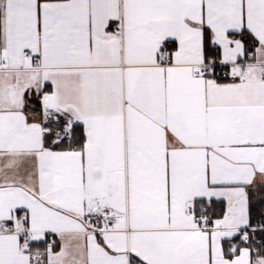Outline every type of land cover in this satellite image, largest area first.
<instances>
[{
  "label": "snow or ice",
  "instance_id": "obj_1",
  "mask_svg": "<svg viewBox=\"0 0 264 264\" xmlns=\"http://www.w3.org/2000/svg\"><path fill=\"white\" fill-rule=\"evenodd\" d=\"M0 264H264V0H0Z\"/></svg>",
  "mask_w": 264,
  "mask_h": 264
}]
</instances>
